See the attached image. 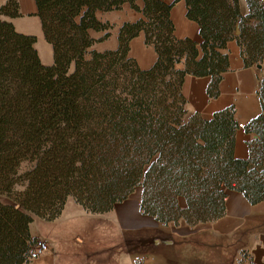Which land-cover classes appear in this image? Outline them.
<instances>
[{
	"label": "trees",
	"instance_id": "trees-1",
	"mask_svg": "<svg viewBox=\"0 0 264 264\" xmlns=\"http://www.w3.org/2000/svg\"><path fill=\"white\" fill-rule=\"evenodd\" d=\"M175 1L34 0L48 65L8 19L16 0L0 3V264H30V223L54 220L68 198L101 214L140 187L142 214L190 225L221 217L228 190L264 201V76L260 113L243 126L254 134L246 158L233 156V106L203 118L181 91L185 75L208 76L206 94L218 95L229 40L244 66L264 60V0H244V13L240 0H182L199 42L174 35ZM123 3L141 17L120 25L115 49L92 48L111 28L96 13ZM140 32L156 54L146 69L127 53Z\"/></svg>",
	"mask_w": 264,
	"mask_h": 264
},
{
	"label": "crops",
	"instance_id": "crops-1",
	"mask_svg": "<svg viewBox=\"0 0 264 264\" xmlns=\"http://www.w3.org/2000/svg\"><path fill=\"white\" fill-rule=\"evenodd\" d=\"M134 1L142 5V0ZM163 1L171 3L174 0ZM16 2L19 15L8 19L16 31L36 37L34 47L41 62L50 64L52 49L43 38L34 0ZM240 8L244 13V0H240ZM169 12L177 38L200 41L198 25L186 18L182 0L175 1ZM96 17L109 22L111 28L109 35L95 42L92 48L106 51L117 47L120 25L136 21L141 15L128 3H123L117 10L98 11ZM101 34L92 32L94 37ZM225 50L228 69L222 73L216 97L206 94L208 76L185 75L181 91L189 113L196 111L203 118H210L213 112L233 106L235 121L244 126L260 113L256 90L259 79L264 76V65L244 66L235 40H229ZM127 53L141 69L149 68L156 58L153 48L144 44L141 32L130 39ZM253 138L254 134L246 132L244 127H237L233 156L246 158L247 142ZM140 195L141 188L136 187L126 199L101 214L86 213L68 198L54 220L35 218L29 225L30 234L44 240L48 250L30 264H133L138 259L145 264H241L242 253H248L256 264H264V201L250 204L241 191L228 190L224 214L218 219L194 225L184 220L163 224L140 212ZM100 215L102 217L98 218ZM81 222H86L87 230L76 229ZM105 232L108 235H104Z\"/></svg>",
	"mask_w": 264,
	"mask_h": 264
},
{
	"label": "built area",
	"instance_id": "built-area-1",
	"mask_svg": "<svg viewBox=\"0 0 264 264\" xmlns=\"http://www.w3.org/2000/svg\"><path fill=\"white\" fill-rule=\"evenodd\" d=\"M237 127H243L242 123H237ZM47 250L48 245L44 240L35 239L29 250V258L33 260ZM242 264H256V262L251 256H248L246 259H244V263Z\"/></svg>",
	"mask_w": 264,
	"mask_h": 264
},
{
	"label": "rangeland",
	"instance_id": "rangeland-1",
	"mask_svg": "<svg viewBox=\"0 0 264 264\" xmlns=\"http://www.w3.org/2000/svg\"><path fill=\"white\" fill-rule=\"evenodd\" d=\"M260 64L264 65V60L261 61ZM0 200L7 201V198L5 196H3V195H0ZM73 205L76 206V204H74V203H73ZM69 210H71V208H69ZM97 217L101 218L102 216L100 215V216H97ZM88 221H91V220H88ZM99 223L101 224V220H99ZM77 225H78V227L76 229L79 230V231H83V230H87L88 229V225L86 224V222H81V223H79ZM104 235H108L107 232H105ZM248 256H249L248 253H242L241 254V261H242L241 264L244 263V259H246Z\"/></svg>",
	"mask_w": 264,
	"mask_h": 264
},
{
	"label": "water",
	"instance_id": "water-1",
	"mask_svg": "<svg viewBox=\"0 0 264 264\" xmlns=\"http://www.w3.org/2000/svg\"><path fill=\"white\" fill-rule=\"evenodd\" d=\"M257 67H260V64H258Z\"/></svg>",
	"mask_w": 264,
	"mask_h": 264
}]
</instances>
